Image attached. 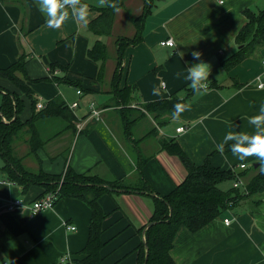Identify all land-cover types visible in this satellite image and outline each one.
Returning a JSON list of instances; mask_svg holds the SVG:
<instances>
[{"label": "crops", "instance_id": "0c3cea01", "mask_svg": "<svg viewBox=\"0 0 264 264\" xmlns=\"http://www.w3.org/2000/svg\"><path fill=\"white\" fill-rule=\"evenodd\" d=\"M38 4L39 0H0V67L8 66L24 52L31 79L47 76L48 63L58 62L68 65L64 74L67 78L81 80L91 91L78 95L76 88L66 83H31L34 96L44 104L56 94L66 104H79L71 109L76 116L73 131L64 130L63 123L56 119L38 122L41 136L49 140L35 154L24 158L17 154L20 143L23 149L28 145L26 131L13 140L22 167L31 172L41 168L47 173H60L69 166L77 173L95 174L126 186L146 179L154 193L164 195L183 180L186 168L176 155L160 147L163 137L177 140L196 164L209 155L212 164L222 169L234 166L238 172L244 171V183L264 166L255 155L238 159L231 152L236 141L223 140L229 131L237 136L257 131L249 118L258 115L264 104V47L228 70L221 64L238 48L234 37L245 23L242 11L263 8L264 0H152L143 18L142 38L126 46L121 62L120 86L131 84L135 88L126 110L104 106L112 103L105 87L116 58L107 72L108 56L105 85L100 89L101 84L93 80L97 65L85 56L86 48L96 39L87 23L107 5L116 6L111 32L105 36L116 56L115 40L133 36L135 28L129 20L141 14L144 0H104L103 5L100 0H80V4L87 5V23L76 20L71 7L65 5L69 18L58 28L49 27L47 14L39 10ZM167 38L173 39V46L160 44ZM200 62L208 65V78L201 82L205 86L196 91H180L189 96L179 119L160 123L145 111L143 104L148 101L166 98L182 88L190 89V81L185 79L187 68ZM0 86L17 90L11 81L1 77ZM89 101L100 109L98 117L89 113ZM28 115L26 103L21 116ZM51 121L59 130L45 133ZM77 123L81 125L79 130ZM179 126L184 129L176 131ZM73 139L69 158L63 160L64 150ZM220 143L222 151L217 148ZM3 164L0 157V264H8L15 257L24 264H62L65 255L71 262L80 258L78 251L85 244L90 216L86 203L64 197L57 199L52 208L35 214L20 206L8 210V200L20 198L29 205L44 188L32 184L22 192L20 185L7 178L1 169ZM239 164L245 167L240 169ZM239 191L234 204L202 228L191 232L179 227L170 249L176 264H264V182L260 191ZM99 201L106 212L101 235L105 243L102 264H136V247L143 240L151 214L150 197L117 189L103 194ZM224 218L229 222L224 223ZM64 223L75 228L67 229Z\"/></svg>", "mask_w": 264, "mask_h": 264}, {"label": "trees", "instance_id": "16d2710c", "mask_svg": "<svg viewBox=\"0 0 264 264\" xmlns=\"http://www.w3.org/2000/svg\"><path fill=\"white\" fill-rule=\"evenodd\" d=\"M151 3L152 0H144L141 14L132 18L135 28L133 36H119L115 40L116 63L107 83L112 103H106L104 106H119L125 109L133 98L132 94L135 91L133 85L120 86L122 74L120 65L126 46L141 40L143 18L150 11ZM115 8L116 6L107 5L87 23L88 29L96 36V39L86 48L85 56L96 63L93 80L100 84L105 82V63L108 58L107 47L102 37L111 32ZM242 13L245 23L234 37L235 42L242 46L222 60L221 64L226 70L264 47V7L257 10L245 8ZM27 56L22 52L11 64L0 67V77L11 81L17 89L5 90L0 86V91L3 90L0 100V157L4 161L1 169L4 170L7 178L20 185L22 192H25L30 185L37 184L44 188L42 195L56 191L57 199L71 197L86 203L90 210L87 238L84 246L78 251L82 256L73 259L72 264H102V248L105 243L101 235L106 212L99 199L103 194L122 189L148 195L151 200V214L148 222L153 223L144 229V241L142 240L136 247V264H143L144 261L145 264H176L170 255V249L179 227L184 226L189 231L195 232L229 209L239 198L240 188L231 186L225 190L219 186V183L225 179L232 182L235 179L234 171L212 164L209 155L199 164L192 162L178 141L172 137H163L160 140V147L181 160L186 168V175L164 195L154 193L146 179L140 180L136 185L126 186L118 182L105 181L95 174L77 173L69 166L60 173H47L41 168L36 172L28 171L22 167L20 158L15 155L13 140L26 131L27 135L29 134L27 139L30 146L29 152H35L49 140V137L44 139L41 136L38 128L39 121L56 119L63 123L64 130L73 131L76 119L73 111L59 94L49 99L43 108L36 110V97L31 83L36 81L66 83L80 89L83 93L91 91V88L85 86L79 79L67 78L64 74L68 70V65L58 62L48 63L47 76L31 79L25 67ZM57 71L62 74H57ZM182 90H192V88H182L166 98L148 101L143 104V108L154 118L159 119L160 123L167 122L173 118L175 104L179 103L185 107L187 105L189 93L182 94L180 92ZM26 103L29 105V115L22 118ZM236 173L242 177L244 171H236ZM263 182L264 171L259 169L245 183L248 193L262 190ZM8 264H24V262L20 257H15Z\"/></svg>", "mask_w": 264, "mask_h": 264}, {"label": "clouds", "instance_id": "9594fccd", "mask_svg": "<svg viewBox=\"0 0 264 264\" xmlns=\"http://www.w3.org/2000/svg\"><path fill=\"white\" fill-rule=\"evenodd\" d=\"M100 3L103 5L104 0H100ZM65 5L71 7L72 15L76 20L85 24L87 23V5L80 4V0H39V10L47 14V24L49 27L58 28L69 18V12L66 10ZM193 55L199 56L195 53ZM207 66L206 63L200 62L187 68L188 72L185 79L190 81V87L194 91L205 86L201 82L208 78L209 70ZM184 110L185 106L179 103L175 104L172 113L173 119H179L180 113ZM249 123L257 130L254 134L241 133L237 136L235 133L229 131L225 134L223 140L225 142L230 139L236 141L231 146V152L238 159L243 160L247 156L255 155L259 158L261 164L264 165V104H261L258 115L249 118ZM181 130L177 129V131ZM217 148L222 151L223 143L218 144ZM261 171H264V166L261 167Z\"/></svg>", "mask_w": 264, "mask_h": 264}, {"label": "built area", "instance_id": "2783aa9c", "mask_svg": "<svg viewBox=\"0 0 264 264\" xmlns=\"http://www.w3.org/2000/svg\"><path fill=\"white\" fill-rule=\"evenodd\" d=\"M160 44L162 45H168V46H173L174 45V41L172 38H167L165 40H162L160 41ZM56 73V72H55ZM261 86V84H260ZM76 94H81L82 91L78 88H76ZM79 104V101H72V102H69L67 103V106L70 108V109H75ZM45 106V104L41 101V99L37 98L36 99V102H35V109L36 110H39L41 108H43ZM88 109H89V113L92 115V116H95V117H98L99 116V112H100V109L98 107H96L95 103L93 101H89L88 104ZM77 128L78 130L81 129V125L77 123ZM177 129H184V126H179V127H176L175 130L177 131ZM245 167L244 164H239L238 165V168L240 169H243ZM230 169L232 171H234L235 173V179L232 180L231 182V186L234 187V188H240L242 190L243 193H248V190L246 189V186H245V183L243 182V179L242 177L236 173V167L234 166H231ZM57 199V193L56 191H50V192H47L43 195H41L40 197L38 198H35L33 199L29 205H25V203L23 202L22 199L20 198H13V199H10L6 202V208L8 210H11L13 208H15L16 206H20V207H25L29 210L30 214H35L39 211H42V210H45V209H50L53 207L55 201ZM223 222L224 223H228L229 222V219L228 218H224L223 219ZM65 227L67 229H74L75 226L74 225H71V224H67V223H64ZM61 262L62 264H72L71 260H70V257L68 255H65L61 258Z\"/></svg>", "mask_w": 264, "mask_h": 264}, {"label": "rangeland", "instance_id": "374dc122", "mask_svg": "<svg viewBox=\"0 0 264 264\" xmlns=\"http://www.w3.org/2000/svg\"><path fill=\"white\" fill-rule=\"evenodd\" d=\"M130 21V23H132V21L131 20H129ZM127 23V22H126ZM126 23H125V25L123 24L122 26H126ZM132 25H133V23H132ZM132 27H134V25L132 26ZM105 39H106V37H105ZM104 38H103V40H105ZM106 42H107V45H108V56H109V58H108V60H107V72H109V70H111V67H113V66H111L110 67V63H111V65H114V62H115V58H116V56H114V48H113V44L112 43H109L108 42V40L106 39ZM105 42V43H106ZM122 68V66L120 65V69ZM122 70V69H121ZM121 81V80H120ZM104 85H105V83H103V84H101V87H100V89H103L104 88ZM108 87V85L106 84V87L105 88H107ZM56 122H59L58 120H56ZM46 123H48V122H46ZM50 124L51 125H49V124H47L46 126H45V133H48V134H52V132H57L58 130H59V127H57V126H55V122H50ZM63 132V130L60 132V133H62ZM29 135V134H28ZM60 139H62V138H60ZM74 142H75V140L73 139L72 141H71V144L69 145V147H67V149H65L64 150V153H63V156H62V158H63V160L65 159V158H69V155H70V152H71V150H72V148H73V145H74ZM64 140H63V143L60 145V149H62V147H63V145H64ZM22 143H20L19 144V146H17L16 148L18 149V151H17V154L18 155H20V157L21 158H24L25 156H29L30 154H35V152H29L28 151V149L30 150V146H29V144L26 146V148L25 149H23V145H21ZM25 147V146H24ZM39 149V148H38ZM14 151H16V149H14ZM22 154H24V155H22ZM17 155V156H18ZM27 158V157H26ZM31 160H34V159H32V157H31ZM32 162V161H31ZM219 186L221 187V189H225V190H227V189H229L230 187H231V180H229V179H225V180H223L222 182H220L219 183Z\"/></svg>", "mask_w": 264, "mask_h": 264}, {"label": "water", "instance_id": "95a60500", "mask_svg": "<svg viewBox=\"0 0 264 264\" xmlns=\"http://www.w3.org/2000/svg\"><path fill=\"white\" fill-rule=\"evenodd\" d=\"M241 46H242V45H238V48L241 47ZM152 223H153L152 221H149V222L146 224V226L144 227V229H145L146 227L152 225ZM143 241H144V237H143ZM146 256H147V250H146V253H145V260H146ZM143 264H145V261H144Z\"/></svg>", "mask_w": 264, "mask_h": 264}]
</instances>
